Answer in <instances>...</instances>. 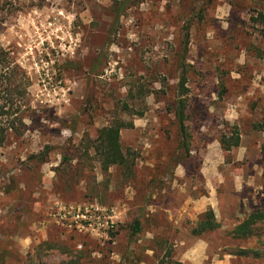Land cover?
Here are the masks:
<instances>
[{"label":"rangeland","instance_id":"obj_1","mask_svg":"<svg viewBox=\"0 0 264 264\" xmlns=\"http://www.w3.org/2000/svg\"><path fill=\"white\" fill-rule=\"evenodd\" d=\"M122 1L0 0V46L22 91L0 146V264H37V246L42 264L77 252L85 264H159L167 249L166 262L264 264V225L247 239L223 233L264 209V8L127 0L121 11ZM182 69L191 146L179 163ZM114 124L131 173L101 168L98 135ZM233 127L239 145L224 150ZM213 188L222 226L194 236Z\"/></svg>","mask_w":264,"mask_h":264},{"label":"trees","instance_id":"obj_2","mask_svg":"<svg viewBox=\"0 0 264 264\" xmlns=\"http://www.w3.org/2000/svg\"><path fill=\"white\" fill-rule=\"evenodd\" d=\"M127 0H123L120 4L119 9L121 11L125 9ZM258 5H261L264 8V0H256ZM257 17L264 23V12L258 11ZM16 72V66L12 60L9 58V53L0 46V100H3L0 103V146L5 142L7 137V132L9 129H15V121L17 120L16 113L18 112V107L16 102L18 98L15 97L16 94L20 95V84L15 80H12L13 74ZM187 78L185 70L182 69L179 80L176 88V98L174 103L171 106V111L174 115V122L177 127V138L178 144L176 151H182L179 158V163L189 157L190 151V134L188 132V126L186 120L188 117L186 108H187V91L186 86ZM15 95V96H14ZM259 129H264L263 124L255 125ZM120 124L110 125L106 128H103L98 135V146L97 153L100 157V164L102 170H107L111 165H118L124 168L126 173H131L133 168V159H129L122 151L120 147ZM239 132L233 127L230 130V136L225 134L220 138L221 147L224 150H230L232 147L239 145ZM39 155H31V157H38ZM45 155H42L39 160L44 161ZM65 158V157H64ZM264 225V209H255L253 212L247 214L242 220L237 221L233 224H230L229 227L223 230V233L227 236H230L234 239H247L253 236H257L260 233L261 226ZM222 223L218 221L214 215V212L211 209H207L200 218L192 222L190 227V233L194 236H199L202 233L210 232L221 228ZM130 237L134 238L141 231V223L138 218H134L130 225ZM166 243V239L164 240ZM163 243V240L162 242ZM45 243H42V245ZM52 247V246H51ZM45 248H50L46 244ZM36 263L42 264L37 259L42 255L44 249L40 246L36 247ZM169 249L166 250L162 258L159 259V264H180L179 262H173L170 259L166 262L165 258L169 257ZM234 255L238 256H252L258 258L261 256V252L253 248H237L235 252H232ZM82 253L77 252L76 254H71L68 258L61 260L54 264H85L82 260Z\"/></svg>","mask_w":264,"mask_h":264},{"label":"crops","instance_id":"obj_3","mask_svg":"<svg viewBox=\"0 0 264 264\" xmlns=\"http://www.w3.org/2000/svg\"><path fill=\"white\" fill-rule=\"evenodd\" d=\"M208 197H206L207 201L204 200V207L200 210V212H204L207 209H211L214 212V215L216 217V219H218L217 217V213H220V208L218 207V202H217V194H216V190L213 188V192L212 191H208ZM218 204V205H217ZM194 209V208H192Z\"/></svg>","mask_w":264,"mask_h":264}]
</instances>
